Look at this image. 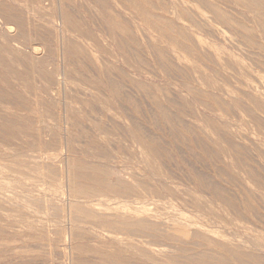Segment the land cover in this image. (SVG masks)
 <instances>
[{"label":"rangeland","instance_id":"obj_1","mask_svg":"<svg viewBox=\"0 0 264 264\" xmlns=\"http://www.w3.org/2000/svg\"><path fill=\"white\" fill-rule=\"evenodd\" d=\"M0 264H264V0H0Z\"/></svg>","mask_w":264,"mask_h":264},{"label":"bare ground","instance_id":"obj_2","mask_svg":"<svg viewBox=\"0 0 264 264\" xmlns=\"http://www.w3.org/2000/svg\"><path fill=\"white\" fill-rule=\"evenodd\" d=\"M88 201V200H87ZM86 202V201H85Z\"/></svg>","mask_w":264,"mask_h":264}]
</instances>
